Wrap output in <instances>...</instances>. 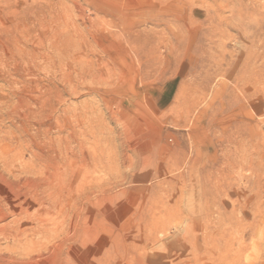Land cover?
I'll return each mask as SVG.
<instances>
[{"label": "rangeland", "instance_id": "obj_1", "mask_svg": "<svg viewBox=\"0 0 264 264\" xmlns=\"http://www.w3.org/2000/svg\"><path fill=\"white\" fill-rule=\"evenodd\" d=\"M0 62V264H264V0H0Z\"/></svg>", "mask_w": 264, "mask_h": 264}, {"label": "bare ground", "instance_id": "obj_2", "mask_svg": "<svg viewBox=\"0 0 264 264\" xmlns=\"http://www.w3.org/2000/svg\"><path fill=\"white\" fill-rule=\"evenodd\" d=\"M137 11H138V10H137ZM115 12H116V11H115ZM81 13H82V12H81ZM109 13H110V12H109ZM115 14H116V13H115ZM113 15H114V14H113ZM162 17H163V16H162ZM159 18H161V17H159ZM167 19H168V18H167ZM154 20H155V19H154ZM179 20H180V19H179ZM162 21H165V20L162 19ZM167 21H168V20H167ZM170 21H171V20H170ZM177 21H178V20H177ZM177 21H176V22H177ZM109 22H110V21H109ZM157 22H158V21H157ZM160 23H161V21H160ZM165 23H166V22H165ZM155 24H156V23H155ZM163 24H164V23H163ZM60 25H61V24H60ZM109 25H110V23H109ZM158 25H159V24H158ZM167 25H168V24H167ZM156 26H157V24H156ZM164 26H165V25H164ZM75 27H76V26H75ZM107 28H108V27H107ZM87 30H88V29H87ZM110 30H111V29H110ZM79 31H80V30H79ZM146 31H147V30H146ZM77 32H78V30H77ZM141 32H142V31H141ZM141 32H140V33H141ZM63 33H64V31H63ZM67 33H68V31H67ZM78 33H79V34H77V36L75 35L76 39L78 38V39H80V40L83 41L84 39H87V40H88V39H90V38H93V41H96V39H95V35H94V36L92 35V37L90 36V38H88L87 36H84L82 32H78ZM126 33H127V32H126ZM140 33H139V34H140ZM71 34H73V33H71ZM96 34H97V33H96ZM143 34H144V32H143ZM64 35H65V34H64ZM86 35H87V34H86ZM89 35H90V34H89ZM124 35H125V34H124ZM127 35H128V34H127ZM129 35H130V34H129ZM129 35H128V36H129ZM148 35H150V34L148 33ZM125 36H126V35H125ZM131 36H132V35H131ZM137 36H138V34H137ZM137 36H136L135 38H137ZM140 36H141V35H140ZM85 37H86V38H85ZM133 37H134V36H133ZM145 38H146V37H145ZM87 40H86V41H87ZM129 40H130V38H129ZM151 40H152V39H151ZM15 41H16V40H15ZM56 41H57V40H56ZM66 41H67V40H66ZM131 41H132V40H131ZM149 41H150V40H149ZM149 41H148V42H149ZM20 42H21V41H20ZM73 42H74V40H73ZM135 42H136V40L134 39V43H135ZM141 42H142V41H141ZM74 43H75V42H74ZM81 43H82V42H81ZM87 43H88V42H87ZM90 43H91V42H90ZM131 43H133V42H131ZM134 43H133V45H134ZM137 44H138V42H137ZM137 44H136V46H137ZM71 45H73V44H71ZM77 45H78V44H77ZM88 45H89V44H88ZM142 45H144L143 42H142ZM146 45H147V44H146ZM128 46H129V45H128ZM151 46H152V45H151ZM16 47H17V46H16ZM23 47H24V46H23ZM76 47H78V46H76ZM126 47H127V46H126ZM129 47H131V46H129ZM145 47H146V46H145ZM18 48H19V47H18ZM27 48H28V47H27ZM83 48H84V47H82V49H83ZM143 48H144V47H143ZM25 49H26V48H25ZM61 49H62V48H61ZM79 49H80V48H79ZM89 49H90V48H89ZM134 49H135V48H134ZM23 50H24V49H23ZM57 50H58V49H57ZM57 50L55 49V51H57ZM62 50H63V49H62ZM71 50H73V49H71ZM76 50H77V49H76ZM83 50H84V49H83ZM141 50L143 51L142 46H141ZM144 50H145V49H144ZM52 51H53V50H52ZM52 51H51V52H52ZM55 51H54V52H55ZM80 51H81V50H80ZM138 51H139V50H138ZM24 52H25V51H24ZM54 52H53V53H54ZM73 52H75V51L73 50ZM86 52H87V51H86ZM151 52H152V51H151ZM81 53H83V52H81ZM46 54H47V53H46ZM51 54H52V53H51ZM51 54H50V55H51ZM55 54H56V52H55ZM75 54H76V53H75ZM130 54H131V53H130ZM1 55H2V54H1ZM25 55H26V54H25ZM40 55H41V54H40ZM52 55H54V54H52ZM52 55H51V57H52ZM57 55H58V54H57ZM57 55H56V56H57ZM72 55H73V54H72ZM72 55H71V56H72ZM80 55H81V54H80ZM80 55H78V56H80ZM89 55H90V54H89ZM3 56H4V55H3ZM3 56H1V59H2ZM56 56H55V57H56ZM62 56H63V55H62ZM62 56H61V57H62ZM6 57H7V56H6ZM48 57H49V56H48ZM48 57H47V58H48ZM53 57H54V56H53ZM61 57H60V58H61ZM66 57H67V56H66ZM80 57L82 58V56H80ZM177 57H178V56H177ZM18 58H19V57H18ZM49 58H50V57H49ZM57 58H58V57H57ZM60 58H59V59H60ZM63 58H64V57H63ZM85 58H86V57H85ZM140 58H141V57H140ZM4 59H5V58H4ZM6 59H7V58H6ZM51 60L54 61L53 58H51ZM57 60H58V59H57ZM57 60H56V61H57ZM62 60H63V59H62ZM71 60H72V59H71ZM74 60H75V59H74ZM5 61H6V60H5ZM5 61H4V62H5ZM20 61H21V59H20ZM20 61H19V62H20ZM45 61H46V60H45ZM78 61H79V60H78ZM4 62H3V63H4ZM26 62H27V60H26ZM46 62H47V61H46ZM49 62H50V59H49ZM57 62H58V61H57ZM59 62L62 63L61 60H60ZM73 62H74V61H73ZM75 62H76V61H75ZM90 62H91V61H90ZM0 63H1V62H0ZM8 63H9V61H8ZM50 63H51V62H50ZM60 63H59V64H60ZM69 63H70V62H69ZM71 63H72V62H71ZM127 63H128V62H127ZM19 64H20V63H19ZM21 64H22V63H21ZM62 64H64V63H62ZM94 64H95V63H94ZM9 65H10V64H9ZM25 65H26V64H25ZM41 65H42V64H41ZM51 65H52V64H51ZM55 65H56V64H55ZM55 65L53 66L54 68H55ZM85 65H86V64H85ZM1 66H2V65H1ZM7 66H8V65H7ZM46 66H47V65H46ZM56 66H57V65H56ZM62 66H63V65H62ZM64 66H65V65H64ZM67 66H68V63H67ZM71 66H72V65H71ZM86 66H89V65H86ZM15 67H16V65H15ZM15 67H14V68H15ZM21 67H22V66H21ZM59 67H60V66H59ZM65 67H66V66H65ZM65 67H63V68H65ZM69 67H70V66H69ZM69 67H66V68H67L66 70H69V69H68ZM14 68H13V69H14ZM18 68H20V67H18ZM77 68H78V67H77ZM90 68H91V67H90ZM3 69H5V68H3ZM3 69H0V70L2 71ZM58 69H59V68H58ZM61 69H62V67H61ZM70 69H71V68H70ZM87 69H88V68H87ZM21 70H22V69H21ZM54 70H55V69H54ZM56 70H57V69H56ZM78 70H80V69H78ZM5 71H6V70H5ZM16 71H17V69H16ZM57 71H58V70H57ZM60 71L63 72V70H60ZM85 71H86V70H85ZM2 72H3V71H2ZM17 72H18V71H17ZM21 72H22V71H21ZM74 72H75V71H74ZM93 72H94V71H93ZM93 72H92V73H93ZM99 72H100V71H99ZM3 73H4V72H3ZM15 73H16V72H15ZM18 73H19V72H18ZM22 73H23V72H22ZM60 73H61V72H60ZM72 73H73V72H72ZM75 73H76V72H75ZM79 73H81V72H79ZM0 74H1V73H0ZM10 74H11V72H10ZM13 74H14V73H13ZM19 74H20V73H19ZM58 74H59V73H58ZM76 74H78V72H77ZM82 74L84 75V73H82ZM216 74H217V73H216ZM52 75H53V74H52ZM63 75H64V72L62 73V76H63ZM68 75H69V74H68ZM78 75H80V74H78ZM85 75L87 76V74H85ZM85 75H84V76H85ZM6 76H7V75H6ZM6 76H4V77H6ZM9 76H10V75H9V73H8V78H9ZM65 76H67V75H65ZM71 76H72V75H71ZM80 76H81V75H80ZM84 76H82V78H83ZM86 76H85V77H86ZM142 76H143V75H142ZM0 77H1V75H0ZM15 77H16V76H15ZM68 77H69V76H68ZM78 77H79V76H78ZM85 77H84V79H85ZM97 77H98V75H97ZM1 78L3 79V76H2ZM20 78H21V76H20ZM10 79H11V78H10ZM10 79H8V80H10ZM14 79H16V82H17V78H14ZM62 79H64V78H62ZM22 80H23V79H22ZM22 80H21V81H22ZM74 80H75V79H74ZM79 80H80V79H79ZM3 81H4V80H3ZM23 81H24V80H23ZM62 81H64V80H62ZM70 81H72V78H71ZM77 81H78V80H77ZM113 81H114V80H113ZM0 82H1V81H0ZM6 82H7V80H6ZM6 82H5V83H6ZM10 82H11V81H10ZM13 82H14V81H13ZM16 82H15V84H16ZM24 82H25V81H24ZM7 83H8V82H7ZM69 83H70V85L73 84V82H72V83L69 82ZM77 83H78V82H77ZM79 83H80V82H79ZM25 84H26V83H25ZM5 85H6V84H5ZM8 85H9V83H8ZM13 85H14V84H13ZM73 85L75 86L76 84H73ZM1 86H2V85H1ZM9 86L11 87V85H9ZM3 87H4V86H3ZM12 87H13V86H12ZM15 87H16V86H14V88H15ZM19 87H20V85H19ZM24 88H25V86H24ZM4 89H5V88H4ZM6 89H7V88H6ZM10 89H11V88H10ZM15 89H16V88H15ZM11 90H12V89H11ZM15 91H17V90H15ZM8 92H9V91H8ZM12 93H13V92H12ZM18 93H19V91H18ZM10 94H11V93H10ZM16 94H17V93H16ZM6 95L9 97V95H8L7 93H6ZM11 95H12V94H11ZM133 95H134V94H133ZM14 96H15V94H14ZM17 98H18V97H17ZM25 98H26V97H25ZM10 99H11V98H10ZM8 101H9V100H8ZM8 101H7V102H8ZM10 101L12 102V100H10ZM30 101H31V100H30ZM27 102H28V101H27ZM27 102H26L22 97L18 98V100H17V104H16V105L19 107V109L21 108V111H22L21 113H22V114H24V113H23V110L26 108V107L24 108V105H25V103H27ZM0 103H1V102H0ZM2 103H3V102H2ZM2 103H1V104H2ZM31 103H32V102H31ZM1 104H0V105H1ZM6 104H7V103H6ZM27 104H28V103H27ZM34 104H35V103H34ZM9 105H10V103H9ZM14 105H15V104H14ZM14 105H13V106H14ZM28 105H29V104H28ZM41 105H42V104H41ZM50 105H51V104H50ZM50 105H49V107L52 106V105H51V106H50ZM6 106H8V104H7ZM44 106H45V105H44ZM47 106H48V105H47ZM0 107H1V106H0ZM2 107H3V106H2ZM2 107H1V108H2ZM4 107H5V106H4ZM10 107H11V105H10ZM10 107H9V108H10ZM14 107H15V106H14ZM14 107H13V108H14ZM55 107H56V106H55ZM1 108H0V109H1ZM15 108H17V107H15ZM23 108H24V109H23ZM27 108H28V107H27ZM27 108H26V110H27ZM30 108H31V107H30ZM30 108H28V109H30ZM32 108H33V107H32ZM41 108H45V107H43V105H42ZM22 109H23V110H22ZM34 109H35V108H34ZM49 109H51V108H49ZM49 109H48V110H49ZM4 110H6V109H4ZM7 110H8L9 112L11 111V110H9V109H7ZM17 110H18V108H17ZM36 110H37V109H36ZM43 110H44V109H43ZM54 110H55V109H54ZM54 110H53V111H54ZM56 110H57V109H56ZM56 110H55V111H56ZM0 111H1V110H0ZM41 111H42V110H41ZM41 111L39 112V115L42 114ZM1 112H3V111H1ZM14 112H15V111H14ZM17 112H18V111H17ZM31 112H32V111H31ZM35 112H36V111H35ZM43 112H44V111H43ZM56 112H57V111H56ZM56 112H55V113H56ZM5 113H7V112H5ZM27 113H28V112H27ZM40 113H41V114H40ZM53 113H54V112H53ZM55 113H54V115H55ZM11 114H12V113H11ZM13 114H14V113H13ZM31 114H33V112H32ZM49 114H50V113H49ZM34 115H35V114H34ZM52 115H53V114H52ZM7 116H8V115H7ZM7 116H6V117H7ZM14 116H15V115H14ZM18 116H19V115H18ZM24 116H25V117H24V120H25V119H26V115H24ZM47 116H48V114H47ZM49 116H50V115H49ZM15 117H16V116H15ZM21 117H22V116H21ZM27 117H29V116L27 115ZM51 117H52V116H51ZM11 118H12V116H11ZM11 118H9V119H11ZM19 118H20V117H19ZM53 118H54V117H53ZM16 119H17V117H16ZM20 119H21V118H20ZM34 119H35V118H34ZM38 119H39V118H38ZM5 120H7V119H5ZM39 120H40V119H39ZM29 121H30V120H29ZM40 121H41V120H40ZM15 122H16V120H15ZM30 122H31V121H30ZM34 122H36V121H34ZM31 123H32V122H31ZM15 124H16V123H15ZM24 124H25V123H24ZM27 124H28V123H27ZM34 124H35V123H34ZM11 125H12V124H11ZM29 126H31V125H29ZM25 127H26V126H25ZM32 127H35V126L33 125ZM17 128H18V127H17ZM26 128H27V127H26ZM38 128H39V127H38ZM18 129H19V128H18ZM22 129H23V128H22ZM35 129H36V128H35ZM31 130H33V128H32ZM39 130H40V128L38 129V131H39ZM18 131H19V130H18ZM42 131H43V129H42ZM32 132H33V131H32ZM37 133H38V132H37ZM37 133H36V134H37ZM39 133H40V132H39ZM24 135H25V134H24ZM26 135H27V134H26ZM29 135H30V134H29ZM43 135H44V134H43ZM21 137H23V134L21 135ZM23 138H24V137H23ZM39 138H40V137H39ZM48 138H49V137H48ZM19 139H20V138H19ZM32 139H33V138H32ZM23 140H24V139H23ZM25 140H28V139H25ZM57 140H58V139H57ZM34 141H35V140H34ZM29 143H30V142H29ZM60 147H61V146H60ZM258 150H259V149H258ZM182 154H183V153H182ZM173 159H174V157H173ZM178 159L180 160V157H179ZM178 159H177V160H178ZM177 160H176V161H177ZM261 161H262V160H261ZM159 163H160V162H159ZM174 163H175V162H174ZM174 163H173V164H174ZM176 163H177V162H176ZM178 164H179V162H178ZM197 165H198V164H197ZM197 165H196V166H197ZM196 166H195V167H196ZM174 168H175V167H174ZM194 171H195V170H194ZM157 177H158V176H157ZM194 179H195V178H194ZM194 183H195V182H194ZM206 183H207V181H206ZM198 184H199V183H198ZM208 184H209V183H208ZM208 184H207V185H208ZM63 186H65V185H63ZM63 186H62V187H63ZM194 186H196V185H194ZM203 186H204V185H203ZM198 187H199V186H198ZM205 187H206V186H205ZM190 189H191V188H190ZM205 189H206V188H205ZM190 191H191V190H190ZM201 192H202V191H201ZM50 194H51V193H50ZM198 194H200V193H198ZM42 200H43V199H42ZM42 203H43V202H42ZM45 204H46V203H45ZM57 210H58V209H57ZM52 216H53V215H52ZM54 218H55V217H54ZM53 224H54V223H53ZM4 235H5V234H4ZM18 236H19V235H18ZM38 238H39V237H38ZM8 241H9V240H8ZM19 241H20V239H18V242H19ZM16 242H17V241H16ZM19 243H20V242H19ZM21 246H22V245H21ZM26 249H27V248H26ZM39 259H40V258H39ZM3 260H4V258H3ZM6 260H7V259H6ZM30 261H31V260H30ZM7 262H8V261H7ZM10 262H11V261H10ZM18 263H20V262H18ZM27 263H29V262H27ZM8 264H9V263H8ZM11 264H12V263H11Z\"/></svg>", "mask_w": 264, "mask_h": 264}]
</instances>
